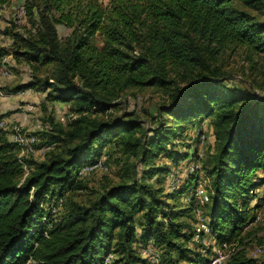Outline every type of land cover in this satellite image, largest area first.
Instances as JSON below:
<instances>
[{
	"label": "trees",
	"instance_id": "obj_1",
	"mask_svg": "<svg viewBox=\"0 0 264 264\" xmlns=\"http://www.w3.org/2000/svg\"><path fill=\"white\" fill-rule=\"evenodd\" d=\"M23 7L30 27L4 33L32 74L3 90L35 89L52 107L50 129L34 146L45 148L40 160L20 162L0 129V264H105L108 255V264H149L148 247L154 264H206L209 257L190 247L197 233L180 220L186 209L169 203L187 191L219 243L238 238L224 264H264L239 249L254 239L253 231L240 234L259 207L260 199L250 206L254 191L264 186V98L257 94L264 91V0H24ZM57 25L69 30L63 38ZM227 50H242L251 80L245 89L225 83ZM47 65L50 73L36 75ZM148 88L164 97L150 120L135 110L113 113L126 92ZM55 103L66 106L64 121L53 115ZM205 117L213 149L183 182L166 187L160 177L172 173L157 160H187L174 157L168 140L184 134L182 122ZM117 152L136 159L125 166L130 178L76 200L86 176L107 172ZM98 160L102 169L78 174ZM199 170L208 178L202 204L194 195Z\"/></svg>",
	"mask_w": 264,
	"mask_h": 264
},
{
	"label": "rangeland",
	"instance_id": "obj_2",
	"mask_svg": "<svg viewBox=\"0 0 264 264\" xmlns=\"http://www.w3.org/2000/svg\"><path fill=\"white\" fill-rule=\"evenodd\" d=\"M103 4H107L109 0H100ZM24 0H12L9 4H6L0 7V51L3 52V55L0 56V65L4 59L7 60V65L10 69L9 76L0 75V87L2 88L0 92V116L4 115V117H0L1 119H5L7 121V125L9 127L22 124L25 129H28L31 132L36 133L37 138L40 139L42 137V131H48L50 126L48 124L47 118L50 116L51 104L47 103L44 100L45 93H41L36 91L35 89L26 90L25 92H19L18 94H8L4 87H11L19 83H25L31 78L32 69L29 68L27 64L19 59H15L12 50V40L9 35L5 34L4 31L8 28H14L13 31H21L24 32L25 29L29 28L28 19L25 15V9L23 7ZM261 16L264 18V11ZM58 33L61 38L67 35L68 29L64 26L57 25ZM100 36L96 34L93 37V43L99 44ZM242 50H227L223 56V65L225 70V83L230 86H236L240 88H247V85L251 84L250 77L247 74V71L243 70L246 68L247 62L243 58ZM51 71V65L40 66L39 71L36 72L38 76H44ZM126 97L120 100L119 108L116 111H113L114 114H120L125 111H133L135 110L137 116L140 117L144 121L150 120L151 116L153 117L156 112V108L160 103L163 102V96L158 90H154L152 88H148L142 91H132L129 90L126 92ZM135 94V95H132ZM257 94L264 98V91L258 90ZM60 104L55 103L53 108V115H56L57 118L61 120V117L65 116L66 106H59ZM56 120V118H55ZM65 120V117H64ZM62 121V120H61ZM203 122H182V125L187 127L184 134L179 135L180 132L175 133L170 137L167 144L176 151L174 154L175 158L186 156L185 158L188 160H181L180 163H175L164 154L157 160L158 165H164L170 169L172 176L166 175L168 178H162L163 185L166 187L175 186L176 184H180L183 182V176H186L187 172H193L194 165L201 164V160L205 157V154L208 150H212L214 147V135L212 126L210 124V118L205 117ZM147 124V122H146ZM170 126H176L173 128V131L176 132L179 129V124H173L171 122ZM182 126V127H183ZM145 127V125H144ZM202 130L203 134H201L200 139L197 140L196 135L198 132ZM108 148V147H107ZM112 150V149H111ZM15 152V150H14ZM19 150L16 152L18 155ZM43 153H35V154H27L24 157L32 156L35 160L42 159ZM193 154V155H192ZM188 155V156H187ZM192 155V157H191ZM105 156H102L101 159H104ZM199 159L200 163L197 162L193 165L192 162H196L195 160ZM110 169L107 172L100 170L96 173L89 174L86 176L85 181L87 183V190H80L75 193L76 200L78 201H87V199L91 196L94 197L95 193L102 189L103 187L118 183L119 181L127 180L130 178V172H127L125 166L130 167V165L136 160L134 157H127L120 153L112 154L110 159ZM187 163V164H186ZM25 169V168H24ZM27 171V169H25ZM141 173V170L137 168V174ZM197 174V173H194ZM198 182L197 188L195 189L194 195L202 198L198 195V189L206 190L208 185V178L204 176L203 172L199 170L198 172ZM262 173L258 171L255 174V179H258ZM159 177V176H158ZM154 181V179H153ZM159 184L157 183V186ZM208 190V189H207ZM201 191V190H200ZM207 192V191H206ZM191 192L187 191V193L169 200L170 205L172 206V210L174 211H183L186 209V216H182L180 218L181 221L187 222L190 224L194 232L198 234V237H194V240H191L190 247L198 250L200 254L204 257L212 256L213 249L218 250V246L221 243L213 237L212 233H210V229L207 231H197L196 228H201L202 225H206L208 218L205 212L197 214L198 210L191 208ZM254 193L258 196L253 198L250 203V206L255 205L258 199L259 207L255 210H252L253 221L245 224L241 229L240 236L245 235L248 231H253L255 233L253 235L254 239L250 240V242L246 245H241L240 248H245L246 254L251 257L258 258V261L264 262V199H261L264 196V186H259L255 189ZM178 208L180 210H178ZM204 208V207H203ZM202 208V210H203ZM187 215H191L192 217L188 219ZM203 223V224H202ZM249 238L246 239L248 241ZM229 244L227 250L232 248L235 245H238V238H231L229 241H223ZM261 250H260V249ZM226 250V251H227ZM113 258V256L108 255L105 259V264H108L109 261Z\"/></svg>",
	"mask_w": 264,
	"mask_h": 264
},
{
	"label": "built area",
	"instance_id": "obj_3",
	"mask_svg": "<svg viewBox=\"0 0 264 264\" xmlns=\"http://www.w3.org/2000/svg\"><path fill=\"white\" fill-rule=\"evenodd\" d=\"M6 63H7V60L4 59L0 65V75L9 76L10 69ZM25 91H21V92H25ZM61 120L64 121V116L61 117ZM0 129L5 131V134L8 138V140L17 146V148L19 150L17 158L20 162H23L22 158L27 154L44 153L45 148H40L39 151L35 149L34 146L36 145L38 138L31 131H29L28 129H25L22 124H16V125L9 127L7 125V121L5 119H0ZM102 168H103L102 161L98 160L97 162H94L90 165L83 166L80 169V171L78 172V174L81 175V174L90 172L92 170L102 169ZM197 168H198V165L195 164L194 170H196ZM26 173L27 172L25 171L23 177H25ZM32 190H31V192H32ZM197 193L199 196L202 197V198L198 197L200 203L201 204L204 203L206 198H207L206 197V190L198 189ZM52 212H54V209H52ZM199 213L200 212L198 211L197 214L199 215ZM196 230L198 232L201 230L207 231L208 228H207V225L203 224L201 228H196ZM195 237L197 238L198 234H196ZM228 245L229 244H227L226 242H222L220 244V246H218L219 247L218 250L213 249V254H212V256H210L209 261L206 264H224V262L229 258V256L234 251V246L232 248H229V250H227V248L229 247ZM142 254L144 256L148 257V259L150 260L149 264H154V261L156 259V252L151 247L142 249Z\"/></svg>",
	"mask_w": 264,
	"mask_h": 264
},
{
	"label": "crops",
	"instance_id": "obj_4",
	"mask_svg": "<svg viewBox=\"0 0 264 264\" xmlns=\"http://www.w3.org/2000/svg\"><path fill=\"white\" fill-rule=\"evenodd\" d=\"M59 106H61V104Z\"/></svg>",
	"mask_w": 264,
	"mask_h": 264
}]
</instances>
